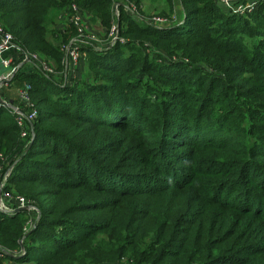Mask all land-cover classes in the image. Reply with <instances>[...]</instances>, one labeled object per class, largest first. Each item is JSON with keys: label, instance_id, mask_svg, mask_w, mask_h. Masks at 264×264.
<instances>
[{"label": "trees", "instance_id": "16d2710c", "mask_svg": "<svg viewBox=\"0 0 264 264\" xmlns=\"http://www.w3.org/2000/svg\"><path fill=\"white\" fill-rule=\"evenodd\" d=\"M159 2L170 27L122 7L126 45L90 48L73 90L30 64L15 76L32 86L38 117L6 190L35 201L41 219L15 257L29 218L0 212V264H264V0L244 16L218 0ZM114 3L0 0V26L61 67L67 37L51 12L76 5L110 26ZM24 151L0 105V153Z\"/></svg>", "mask_w": 264, "mask_h": 264}, {"label": "rangeland", "instance_id": "374dc122", "mask_svg": "<svg viewBox=\"0 0 264 264\" xmlns=\"http://www.w3.org/2000/svg\"><path fill=\"white\" fill-rule=\"evenodd\" d=\"M124 1L123 0H115L114 7H113V12H114L113 13V22L111 21L110 26H108V24H103L101 21L93 22L91 15L87 14L86 12H84L82 9H80L78 7L80 9V12H81L80 19L82 21H84V23H85L84 27L89 30V32H90L89 38L93 41L92 42L91 41H84L79 45V46H81V52L79 53V60L76 64L68 61L66 51L67 50L69 51V48H67V47H69L71 41L77 37V35H78L77 28H80V25L77 26L75 24H71L70 21L68 20V18L63 16L62 12L65 8L62 10L54 9L50 14V17H52L55 20L54 32L57 33L60 30H65V35L67 37L64 42L59 43L61 45H57V47L60 50V53L62 54L61 67L60 66L56 67L53 63H51V62L49 63L45 58H42V56H40L38 54L29 53L27 51L19 52V53H24L26 56L30 57V60H32L33 62H35L34 60H36L38 62H39V60H43L46 64H48V66L50 67V69L53 72L52 74L44 72L45 75L50 77L51 80H53V82H55L56 86L59 87L60 89L73 90L72 88H74V87H72V86H75L77 84L80 85L81 81L84 80L87 76H89V58H90L89 49L93 48V50H94L93 52L98 53V54L105 53L108 51V48H107L108 44L107 43L109 42V40H110V44H112L110 49L117 46L116 44L120 40V38H119L120 18H121V15L124 13V12H122V14H121V8L122 7H125L126 18L129 16V18L137 20V21L148 22L149 25H155V27H158L160 29L170 27L169 25L171 24V22L168 19H166L167 21L165 24L164 23H160V24L155 23L153 21L154 18H161L160 16L155 15L156 14L155 9L158 7L160 2L157 3L156 5H152L154 0L143 1L144 6L142 5V8L144 10L143 9L141 10L134 3H132L128 0H124ZM223 1H225V0H223ZM223 1H222V3L219 2V4L223 8V10H225V11L231 10L232 8H234V6L236 4L241 3V2L244 4H247V5L253 6V4L251 2L252 0H233L232 2H227V1L223 2ZM254 4H255V7L251 8V9L245 8V10H241L240 15H242L245 11H252L253 9L257 10L258 5H259V0L255 1ZM116 7H118V12H119L118 16L116 14L117 13ZM237 10L239 11V9H237ZM148 13L152 14L154 17L148 18ZM162 18H164V17H162ZM177 18H178V16L176 17L175 15L172 14V17H171L172 22H174V23L179 22V20ZM61 22H63V23L61 24ZM2 28H4V27L2 26ZM115 28H116V32L114 31ZM49 38H50V35H49ZM115 39L117 40L116 44L114 43ZM75 43H77V42H75ZM119 43L121 44V47H124V45H126L127 42L125 39H123V40H120ZM15 55H17V54H14L12 57L14 58ZM7 56H9V58H10V54H8ZM20 64H22V65H20ZM20 64L15 65V61H13V59H12L10 64H9L10 69L5 68L6 72H8V71L13 72L10 80L7 82H6L7 79H5L3 76V74L5 73V72H3L4 70H2V72H0V83H1L0 84V97H2L5 100L3 102L7 103L6 105H4V104H2V101H0V105L4 106L5 108H10L9 107L10 104H12L15 108L19 107V106H16L14 104V101L19 102V99H18V97H14V96L11 97V91H16L15 86L17 83L14 80V78L18 74V72L22 69V67L27 65V64H30L31 66H28L26 68V71L31 72V73L34 71H37L39 68H41V66L39 64L32 63V62L30 63L29 60L24 61ZM69 66L71 67V69L69 68ZM24 84L25 85H23L22 88L26 85H30L27 83H24ZM13 95H14V93H13ZM21 139H22V137H21ZM34 142H33V144H34ZM31 144H32V141L30 144H28L27 149L24 151V153H20V155H17L14 157L13 165L11 167H14V166L16 167V165L22 159V157L26 154V152H29V150L32 148L33 144H32V146H31ZM0 154H2L5 157V155L3 153H0ZM6 159H8V158H6ZM6 170L7 169L4 168V172ZM1 181H2V179H1ZM7 185H9V182L7 183ZM3 190L4 189H0V205L2 204V205H6L7 207H10V204L5 202L3 200V198L1 197V192ZM5 191H6V189H5ZM19 197L30 202L31 207H36V205H35L36 202L33 201L32 199L26 198V197L21 196V195H19ZM22 212H26L28 218L31 215H36L33 212H29L28 209L23 210ZM17 214H19V213H17ZM40 219H41V214H40ZM40 219L38 220V224L40 223ZM25 224H27V223H25ZM37 226H36V228H37ZM36 228L34 230H36ZM33 231L28 232V233L25 232V236H24L23 240L20 242V251H18L19 254L15 253V255H14V254L9 253V252H7V253L10 256H15V257L16 256L22 257L23 255H25L26 254L25 245H27V244H25V240H26L25 238H26V236H28ZM0 253L4 256L5 252H0ZM11 264H17V263L15 261H11Z\"/></svg>", "mask_w": 264, "mask_h": 264}, {"label": "built area", "instance_id": "2783aa9c", "mask_svg": "<svg viewBox=\"0 0 264 264\" xmlns=\"http://www.w3.org/2000/svg\"><path fill=\"white\" fill-rule=\"evenodd\" d=\"M218 1L222 3L223 0L222 1L218 0ZM225 1L232 2L233 0H225ZM251 2L253 6H250V5H247L241 2V3L236 4L234 8H232L229 11L233 15L237 14L238 16H244L246 14H250L254 11V9L252 11H245L242 15H240V11L245 10V8L251 9L255 7V4H254L255 2L253 1ZM237 9H239V11ZM116 12L118 16L119 15L118 7H116ZM62 14L64 17L68 18L71 24H75L77 26L80 25V28H77L78 30L77 37L73 39L69 47H67L69 48V51L68 50L66 51L68 61L76 64L79 60V53L81 52V46L79 45L84 41L92 42L93 40L89 38L90 32L87 28L84 27L85 23L84 21L80 19V16H81L80 9L76 5L65 8ZM153 21L159 24L166 23V20L162 18H154ZM62 23L63 22H61V24ZM114 31L116 32V28L114 29ZM114 43L115 44L117 43L116 39L114 40ZM107 44L110 45V47L112 45L110 44V41ZM20 51L24 52L21 49H18L17 46L14 44L13 36L7 33L5 29L0 26V69L6 71L5 68H9V64L12 59L13 61H15L18 59L16 56H23L24 57L23 62L29 60V62L39 64L41 66V69L44 72H47L50 74L53 73L50 67L48 66V64H46L43 60H39V62L34 60L35 62H33L32 60H30V57L26 56L24 53H19ZM8 54H10V58L9 56H7ZM14 54H17V55H15L13 58L12 56ZM69 68L71 69L70 66ZM12 74H13L12 71L11 72L8 71L3 74L4 78L7 79L6 82L10 80ZM31 92H32V87L30 85H26L23 88H21L18 91V99H19L20 107L13 108V109L8 108L16 116L17 124L19 128L21 129L22 140L25 142V150L27 149L28 144L31 143L34 135H36L33 124L38 117V110L36 109L32 101ZM0 101H2V104L4 105L7 104L6 102H3L5 100L2 97H0ZM12 162H13V159H10V160L6 159L2 154H0V189H4L1 192V197L3 198L5 202L10 204V207H7L6 205L1 204L0 212L10 217L15 216L18 210L28 209L29 212L35 213L36 215H31L29 217V220L24 228L25 232L28 233V232L33 231L38 225V220L40 219V210L37 207H31L30 206L31 203L24 200L23 198L19 196H14L11 193L7 192V190L5 191L7 187V183L9 182L13 174V171L15 169V166L11 167L13 165ZM4 168L7 169L5 172H4ZM2 257L3 255L0 253V259Z\"/></svg>", "mask_w": 264, "mask_h": 264}, {"label": "crops", "instance_id": "0c3cea01", "mask_svg": "<svg viewBox=\"0 0 264 264\" xmlns=\"http://www.w3.org/2000/svg\"><path fill=\"white\" fill-rule=\"evenodd\" d=\"M253 2H255V1H258V0H252ZM0 72H2V69H0ZM4 72H6V71H4ZM22 86H23V84L21 85V84H16V86H15V89H16V91H11V97H18V91L22 88ZM13 93H14V95H13ZM9 99V98H8ZM5 264H11V262H6Z\"/></svg>", "mask_w": 264, "mask_h": 264}, {"label": "water", "instance_id": "95a60500", "mask_svg": "<svg viewBox=\"0 0 264 264\" xmlns=\"http://www.w3.org/2000/svg\"><path fill=\"white\" fill-rule=\"evenodd\" d=\"M9 107H10V109L15 108L12 104H10ZM35 139H36V135H34V137H33V139H32V144H33V142L35 141ZM32 144H31V146H32ZM22 211H23V210H18L17 213H20V212H22ZM40 214H41V212H40Z\"/></svg>", "mask_w": 264, "mask_h": 264}]
</instances>
